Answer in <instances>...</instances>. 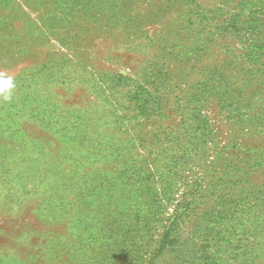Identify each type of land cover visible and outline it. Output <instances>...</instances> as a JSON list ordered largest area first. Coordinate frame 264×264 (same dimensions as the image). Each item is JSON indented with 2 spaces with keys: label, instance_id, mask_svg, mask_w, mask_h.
Returning a JSON list of instances; mask_svg holds the SVG:
<instances>
[{
  "label": "rangeland",
  "instance_id": "374dc122",
  "mask_svg": "<svg viewBox=\"0 0 264 264\" xmlns=\"http://www.w3.org/2000/svg\"><path fill=\"white\" fill-rule=\"evenodd\" d=\"M0 264H264V0H0Z\"/></svg>",
  "mask_w": 264,
  "mask_h": 264
},
{
  "label": "clouds",
  "instance_id": "9594fccd",
  "mask_svg": "<svg viewBox=\"0 0 264 264\" xmlns=\"http://www.w3.org/2000/svg\"><path fill=\"white\" fill-rule=\"evenodd\" d=\"M16 88L14 78L6 73L0 72V99L11 101Z\"/></svg>",
  "mask_w": 264,
  "mask_h": 264
}]
</instances>
